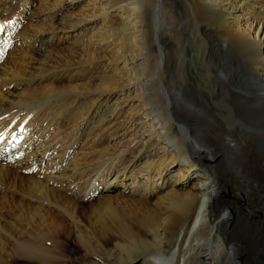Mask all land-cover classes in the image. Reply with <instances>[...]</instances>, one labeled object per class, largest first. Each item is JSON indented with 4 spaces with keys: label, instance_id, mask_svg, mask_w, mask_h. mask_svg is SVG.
Wrapping results in <instances>:
<instances>
[{
    "label": "bare ground",
    "instance_id": "1",
    "mask_svg": "<svg viewBox=\"0 0 264 264\" xmlns=\"http://www.w3.org/2000/svg\"><path fill=\"white\" fill-rule=\"evenodd\" d=\"M34 1L20 0L16 7L0 0V62L16 46L11 64H0V264H19L24 250L43 255L31 259L36 264H76L68 250L73 238L100 259L107 244L122 249L147 237L178 245L172 257L148 255L142 264H188L183 252L198 231H206L207 243L200 264H264V0H169V21L160 0L164 27L156 21V0L152 9L148 0H91L65 23L71 35L103 25V33L89 39L111 54L107 64L71 57L44 62L36 44L44 36L56 38L59 28L30 22L25 38L14 41ZM84 1L42 0L41 12L56 17ZM184 8L196 22L197 38L217 14L230 18L221 45L234 47L241 59L236 64L222 52L212 55V95L200 88L196 68L172 51L184 49L173 44L188 31L178 24ZM121 32L129 37L133 59L124 57ZM160 47L165 55L156 69L168 70L173 85L164 96L147 74ZM137 63L142 78L135 75ZM72 72L73 80H91L60 87ZM18 87L24 90L13 92ZM217 89L230 99L231 121L216 104ZM136 90L143 104L138 121L129 118L110 134L111 120L105 129L86 132L95 112ZM86 104L90 109L79 112ZM119 104L113 116L120 115ZM67 111L76 118L69 122L66 116L69 124L59 130ZM207 132L220 144L218 155L202 135ZM111 233L113 238L101 240Z\"/></svg>",
    "mask_w": 264,
    "mask_h": 264
},
{
    "label": "rangeland",
    "instance_id": "2",
    "mask_svg": "<svg viewBox=\"0 0 264 264\" xmlns=\"http://www.w3.org/2000/svg\"><path fill=\"white\" fill-rule=\"evenodd\" d=\"M19 1L13 0L14 6L17 5L16 7H18L20 4ZM126 1L130 2V0H126ZM135 1H138L139 5L144 4L143 0H135ZM148 1H149L150 9H152L153 0H148ZM164 1H165L164 4L166 5L165 11L167 13L166 20L169 21L168 19L174 14L173 10H171L170 5H169V3L172 0L170 2H169V0H164ZM92 3L93 2L91 0H85L84 3H80V4L76 5L75 8H73L72 10H68V11L64 10L63 12L58 13L56 17H54V16L51 17V15H54V14H52L48 10H46L44 13L41 12V9H42L41 5L43 4L42 0H35L34 5H32V7L29 8L30 10L28 12L27 18H23L24 20H22V24L19 26L18 30H16L15 35L13 37V40L18 41V39L25 38V37H23V35L28 33L27 31L29 30L28 28L30 26L29 25L30 22H33L34 24L39 25L42 28H44V27L59 28L60 32L57 33L56 38H54L52 40L47 39V41H46V40H44V38H45V36H44L41 39H39V41L37 42V44H36L37 47L35 49L37 51H40V55H38L39 57H41L40 59H42L45 62L46 60H50V58L54 57V59L56 58L55 60H58V62H60L61 60H64L66 57H71V58H74L80 62L84 61L86 63L88 61H93L95 59L100 58L101 61H104V59H106V61H104V63L106 62V64H107L108 59L111 58L110 57L111 54L108 52L105 53L103 51H100V49H99L98 45H96L95 41L90 43V39H89L92 37V35L96 34V32H98L97 36H99L101 33H103V31L101 30L103 25H98V26L94 27L93 28L94 31L93 30L89 31V33L85 34V35H83L84 33L71 35L69 33L71 31V27L65 23L66 20H71L72 17L74 18V17L80 15L82 13V11L87 8V5H91ZM160 3H161L160 0H156V5L159 4V5H157V13L158 14H156L157 15L156 21L158 22V25L160 27H164L165 26L164 23H166V21L164 20L165 13H164V15H162L163 9H161L162 7H160V6L162 3L161 4ZM181 11L182 12L178 14V15H180V18H181L180 21L178 22V24H179L181 29H187L188 31L186 32L184 37H181V38H178V36L175 35L176 37L174 39H177V40L174 41L173 44L176 46L182 45L184 47V49L180 50V49L173 48L172 51L175 50V52H177V56H178V53H180L182 58H184L186 61H188V63H191L192 67L196 68L197 73H198V75L196 76V79H200L201 83H202L200 88L204 87L202 91L207 92V95H212V93H210L211 91H209L210 90V84L209 83L211 81H214V78H215L214 71L216 70V67L214 66L212 55L215 52H222L225 54L224 55L225 57L229 58V60H231V61L234 60V62L236 60V64H239V62L237 60L241 59L240 58L241 54L234 47H232L231 45H228V47H224L223 45H221V43L223 44L222 40L225 38V34L223 33L224 29H225V25H226L225 22L227 20L230 21V18L226 15L224 16V14H221V13L217 14L215 20L212 23H210L208 26L209 31L206 32L205 30L201 29L199 32V35H201V38H197L194 35L197 25H196V22L194 23L193 19L191 18V12L187 8L181 9ZM213 18H214V16H213ZM158 19H160V21ZM62 29H64L66 32H61ZM121 33H123V32H121ZM121 33L119 34L118 38L122 37V38H120V40H122L124 37V39L126 41L125 42L126 46L124 47L125 48L124 50L126 52L122 50L124 52L123 53L124 57L126 59H130V58L133 59L136 54L128 53L131 49V43H129L130 42L129 37L126 36L125 32L123 33V35ZM95 39L97 41L99 38L96 37ZM87 43H88V45H87ZM15 48H16V46L9 48L6 51L5 56H3V60L0 62V64L1 63L2 64L4 63L6 65L8 63L11 64V61L13 60L12 56L16 52V51H14ZM223 50H225V51H223ZM160 52H161V54H160L161 57L159 56L156 58H155L154 53L152 52L153 53V63L151 64L152 71H148L147 74L150 78L157 79L158 85H159V87H157V89L162 93L163 90H166V89H167L166 91L170 90L173 87V85L170 83L171 79H170V74H169L168 70L167 71L164 70L160 73V71H158V69L161 70V68L156 69L157 61L159 59L160 60L164 59L165 52H164L163 47H160ZM227 52H229V53H227ZM125 54H126V56H125ZM107 56H109V57H107ZM127 56H128V58H127ZM139 64L140 63H137L136 65H133V66L135 67L134 69H136L135 75L138 78H140V77L142 78V69H141L142 67ZM240 66L243 69H248V68L252 69L248 65L244 66L241 64ZM11 67H12V65H11ZM0 72H1V69H0ZM1 73L2 74H0V75H4L3 72H1ZM92 75L96 76L97 71L94 72ZM73 77H75V72H72L69 75H67L65 78L68 81L67 80L62 81V83H60V87L62 85H71V84L75 85L78 83L84 84L85 82H88L89 79L91 80V77L88 78L86 75L85 76L82 75V76L78 77V79H74V80L72 79ZM160 78H161V80H160ZM162 82H163V84H161ZM115 86H117V85L115 84ZM21 90H24V89L22 87L21 88L18 87V88H14L13 92L17 93V92H21ZM199 90L201 91V89H199ZM216 92H218L216 94L217 97L215 96V98L217 100L216 104H217L218 108L220 109L222 114L225 115L226 120H229V121L233 120L234 115L232 114V109L230 107V99L225 96V91L223 89L222 90L217 89ZM140 93H141L140 90H136L132 93H126V95H124L123 98L111 100L110 101L111 104L109 107L110 109L103 108L100 111H97V113L95 112V114L90 118L91 123H89V125L86 126L88 128V130L86 132L91 131V129H93V131H94L97 127H99L101 125H102V127L104 126V129H105L106 127H108L107 123L108 122L110 123L112 121V124L114 126L111 124L110 129L106 130L107 134H110L111 132H114L113 131L114 129H117V128L119 129V131H121L124 124L127 123V120L129 118L135 117V119L138 121L136 116H138L137 114L142 112V110H143V104L140 101ZM162 94L164 96L165 93H162ZM113 102L114 103L116 102V103L112 104ZM117 104H119L120 106L123 105L124 107H121L122 111L120 112L119 116L118 115L113 116L112 114H114V112H113L114 108L119 107ZM79 107H80L79 112H81V113L90 109L89 105H87V104L83 105V106L81 105ZM70 112L67 111V113L70 117L67 114H64L65 117L67 116L69 118V122L73 118L74 119L76 118L75 117L76 115L74 114V112L73 111L71 113ZM71 114H72V116H71ZM65 117L62 119V122L65 121L66 124H64V122H63V124L60 126L59 130H63V129H65V127L67 128V125L69 124L68 121H66L67 117L66 118ZM77 117H78V115H77ZM116 117L119 120H117ZM105 118L108 119V121H106V123L104 122ZM143 120L145 121L144 117H142V119L140 121H143ZM115 124H116V126H115ZM208 132L203 133L202 135L207 140H210L211 143L212 142L214 143L216 140V142L214 144L213 143L212 144L210 143V144L212 145V147H214L213 150H215L216 154L218 155V151L221 149V147H219L220 144L217 142L218 141L217 138ZM179 135H182V134H179ZM181 138H184V136L182 135ZM141 164H144V161L141 162L139 165L142 166ZM89 203H90L89 200H81L80 201V204H89ZM205 233H206V231H198L194 234L193 238L192 237L189 238V245L185 249L186 251L184 250V252H183L184 256L186 257V260H188V264H196V263L200 264L199 263L200 259L198 258V254L201 253V251H203L207 245V243L205 242L206 239H203V236ZM114 234H116V233H114ZM114 234L111 233V235H105L104 237H100V238H101V240H106L109 237L113 238ZM89 237L91 238V234L89 235ZM143 239L140 241L129 242L128 245L122 249H119L120 246H116V245L111 246V244H107L106 245L107 248H105V250L102 251V253H103L102 257L100 259H97V258L93 257L92 255H89L87 250L84 247H81L80 244L77 243V240L75 238H73L71 241H69V244H68L69 257L71 258L72 262H74L76 264H98L102 259L106 262H109L110 264H112L116 260L118 262H120L121 264H136V263L142 264L141 260L146 258L148 255L149 256L156 255V254L161 255L164 253L167 257H172L173 251L175 250V248L178 245L175 243V240H171V239H163L161 242L156 241V240L154 241L152 238H148V237L144 240ZM196 248L198 250L197 253L195 251ZM199 248H200V250H199ZM21 252H22L21 253L22 258H21V262H19V264H36V262L35 261L33 262L31 259H35V258L40 259L39 257H43V255H41V254H38V255L36 254V256L34 254L31 255L30 253H28L25 250L21 251ZM17 255H20V253ZM201 258H204V257H201Z\"/></svg>",
    "mask_w": 264,
    "mask_h": 264
},
{
    "label": "water",
    "instance_id": "3",
    "mask_svg": "<svg viewBox=\"0 0 264 264\" xmlns=\"http://www.w3.org/2000/svg\"><path fill=\"white\" fill-rule=\"evenodd\" d=\"M136 264H139V263H136Z\"/></svg>",
    "mask_w": 264,
    "mask_h": 264
}]
</instances>
